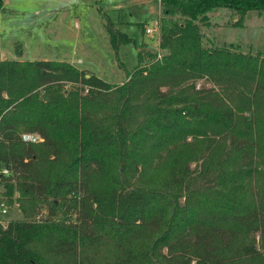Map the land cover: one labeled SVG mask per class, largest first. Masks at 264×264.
Returning a JSON list of instances; mask_svg holds the SVG:
<instances>
[{
	"label": "trees",
	"instance_id": "trees-1",
	"mask_svg": "<svg viewBox=\"0 0 264 264\" xmlns=\"http://www.w3.org/2000/svg\"><path fill=\"white\" fill-rule=\"evenodd\" d=\"M158 1L163 53L119 83L0 58V264H264V56L200 32L264 0Z\"/></svg>",
	"mask_w": 264,
	"mask_h": 264
},
{
	"label": "rangeland",
	"instance_id": "rangeland-1",
	"mask_svg": "<svg viewBox=\"0 0 264 264\" xmlns=\"http://www.w3.org/2000/svg\"><path fill=\"white\" fill-rule=\"evenodd\" d=\"M161 16L158 0H3L0 58L65 61L111 84L119 83L135 67L138 52L143 53V63L149 62L150 51L162 55ZM237 18L221 7L208 13L200 25L204 43L234 44L243 52L264 56V10ZM107 26L130 41L113 47ZM146 28L152 31L147 33ZM71 85L78 86L64 87ZM2 200L6 211L0 212V223L23 218L14 200Z\"/></svg>",
	"mask_w": 264,
	"mask_h": 264
},
{
	"label": "built area",
	"instance_id": "built-area-1",
	"mask_svg": "<svg viewBox=\"0 0 264 264\" xmlns=\"http://www.w3.org/2000/svg\"><path fill=\"white\" fill-rule=\"evenodd\" d=\"M152 29L146 28V32L149 33L151 32ZM160 55L157 53V57H159ZM22 139L27 140V141H32V142H37L39 140V137L37 134H23L22 135ZM0 174H7V170L4 168H0ZM5 204L3 202V200L0 198V212L4 213L6 211L5 209Z\"/></svg>",
	"mask_w": 264,
	"mask_h": 264
}]
</instances>
